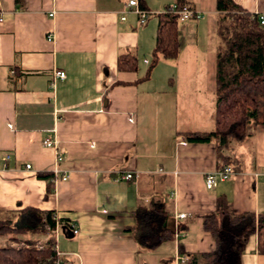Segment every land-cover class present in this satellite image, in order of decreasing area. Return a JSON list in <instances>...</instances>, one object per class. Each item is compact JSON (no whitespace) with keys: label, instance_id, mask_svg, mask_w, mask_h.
Here are the masks:
<instances>
[{"label":"crops","instance_id":"crops-1","mask_svg":"<svg viewBox=\"0 0 264 264\" xmlns=\"http://www.w3.org/2000/svg\"><path fill=\"white\" fill-rule=\"evenodd\" d=\"M129 1L0 0V213L34 208L74 226L77 235L60 226L18 236L53 241L72 264H183L215 249L206 215L221 207L264 214V124L226 148L186 140L214 130L216 0H185L200 18L179 23L177 59L160 60L147 78L155 14L175 0H144L152 13L144 25L124 14ZM232 1L264 15V0ZM121 55L134 56L137 70L118 71ZM46 139L68 175L48 195L38 174L58 165ZM222 166L235 174L208 191L205 176ZM127 174L133 179L122 180ZM152 206L168 213L175 237L147 252L129 230L135 210ZM240 264H264L256 236Z\"/></svg>","mask_w":264,"mask_h":264},{"label":"trees","instance_id":"trees-1","mask_svg":"<svg viewBox=\"0 0 264 264\" xmlns=\"http://www.w3.org/2000/svg\"><path fill=\"white\" fill-rule=\"evenodd\" d=\"M174 4L180 8L186 2L175 0ZM139 5L145 9L144 0H139ZM216 10L214 130L187 133L186 140L195 143L216 140L221 148H226L249 138L254 124H264V26L257 15L243 10L232 0H216ZM156 18L155 47L144 78L160 60H176L180 51L178 16L161 12ZM117 70L136 71L135 57L119 56ZM38 177L49 181L47 195L51 193L52 173H39ZM167 217L161 206L135 210V226L129 232L140 250L152 252L174 239V232L165 227ZM59 224L63 229L69 228L63 221ZM55 227L52 212L24 208L7 215L0 213V238H5L0 245V264H53L56 258L53 241H22L18 236L51 235ZM203 229L212 236L215 249L189 257L183 264H240L251 236H256L257 253L264 256V214L237 215L221 207L204 217ZM13 243L18 245L13 247Z\"/></svg>","mask_w":264,"mask_h":264},{"label":"built area","instance_id":"built-area-1","mask_svg":"<svg viewBox=\"0 0 264 264\" xmlns=\"http://www.w3.org/2000/svg\"><path fill=\"white\" fill-rule=\"evenodd\" d=\"M168 12L177 15L179 23H184V22H188V21H192V20H198L200 18V14L197 11H195L192 7L187 5V4L182 5V7H180V8L176 4H172V5L168 6V8L165 9L162 13H168ZM126 13L134 14L138 18V22L141 25H144L146 23L147 19L152 15L151 12H149V11H147L145 9H142L139 6V3H138L137 0H130L128 2V4H127V12H125L124 14H126ZM256 15L258 17V20H259L261 26H264V15L263 14H256ZM121 20L124 21L125 17H122ZM2 21L3 20L0 17V23ZM56 77L58 79H64L65 78V73L62 72V71H58L56 73ZM43 145L46 148H51V149L55 148V150H56V162H57L58 166L54 167L53 171L51 172L52 175H53V179L51 181L52 182L53 181L54 182L55 181H62V182L67 181L68 180V175H66L65 173H62V171L59 168V165L62 164L63 161H64V157L62 155V152L59 151V150L57 151L56 143L54 141L49 140V139H46L43 142ZM25 168H26V170H30L31 166L30 165H26ZM234 174H235V171L233 170L232 167H230V166H222V167L218 168L216 171L208 173L205 176V180H204L205 188L208 191H210V190L214 189L219 183H222V182L230 180L233 177ZM121 179L125 180V181H129V180L133 179V175L132 174H127L125 176H122ZM184 217H185L184 214L179 215L180 219H183ZM54 220L56 222V227L53 230V232L55 233V232H57V230L60 227V224H59L60 220L56 216H54ZM68 226L71 229L73 235H77L78 234V229H75L74 226L69 225V224H68ZM63 255L64 254H62L60 252H56V258H55L53 264H72L71 261H68V260L67 261H63V260H61V257ZM187 261H188L187 257H183L182 258V263H186Z\"/></svg>","mask_w":264,"mask_h":264},{"label":"rangeland","instance_id":"rangeland-1","mask_svg":"<svg viewBox=\"0 0 264 264\" xmlns=\"http://www.w3.org/2000/svg\"><path fill=\"white\" fill-rule=\"evenodd\" d=\"M4 242H5V239H4V240H3V239H2V240H0V245H3V244H4ZM15 245L17 246L18 244H15ZM12 246H13V245H12ZM16 246H15V247H16Z\"/></svg>","mask_w":264,"mask_h":264}]
</instances>
